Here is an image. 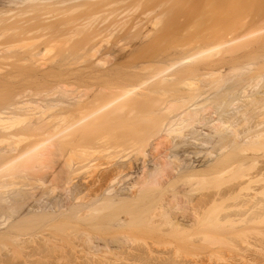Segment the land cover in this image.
I'll use <instances>...</instances> for the list:
<instances>
[{"label":"bare ground","instance_id":"6f19581e","mask_svg":"<svg viewBox=\"0 0 264 264\" xmlns=\"http://www.w3.org/2000/svg\"><path fill=\"white\" fill-rule=\"evenodd\" d=\"M0 144V264H264V0H0Z\"/></svg>","mask_w":264,"mask_h":264},{"label":"rangeland","instance_id":"374dc122","mask_svg":"<svg viewBox=\"0 0 264 264\" xmlns=\"http://www.w3.org/2000/svg\"><path fill=\"white\" fill-rule=\"evenodd\" d=\"M23 142H24V143H23ZM26 142H27V141H26ZM26 142H25V141H21V142H19V143H18L19 148H20V147L23 148L22 145L24 144L23 146H25V145H26ZM28 143H29V142H27V144H28ZM29 144H30V143H29ZM29 144H28V145H29ZM32 144H33V143H32ZM32 144H31V145H32ZM0 145H1V144H0ZM28 145H27V146H28ZM25 147H26V146H25ZM63 149H64V148H63ZM76 153L79 155L78 152H75L74 154H72V156L69 157L71 161H74V159L76 160V159L79 157ZM75 157H76V158H75ZM50 158H51V157H50ZM56 158H57V157H56ZM71 158H72V159H71ZM51 159H52V158H51ZM51 159H47V160L50 161ZM62 159H63V157H62ZM67 159H68V158H67ZM101 161H102V159H101ZM103 161H104V160H103ZM47 162H48V161H47ZM47 162H46V163H47ZM98 162H99V161H98ZM49 163H50V162H49ZM38 164H39V163H38ZM103 167H104V166H103ZM42 168H43V167H42ZM99 168H100V167H99ZM101 168H102V167H101ZM15 169H16V168H15ZM17 169L19 170V167H18ZM17 169H16L15 171L17 172V174L19 173L18 176H20V174H22V173L18 172ZM40 169H41V168H40ZM40 169H39V171H38V169H37L38 172H33V175L35 176V179H36L37 181H36V180H33V179H34V176L32 177V174L30 175L31 178H30V181H29V180H28V181H29L30 184H32V185H31L32 187H39V186L41 185V182H42V181L38 180V178L41 177V179H42V176H40V175H42V174L44 173V169H42L43 171H41ZM87 169H88V168H87ZM87 169H84V170H82V172H80V174H81V176H79L80 178L85 177V176H86L85 178H87V177H89V175L91 176V174H93V171L95 170L94 168H90V169H88V170H87ZM92 169H93V171L91 172L90 170H92ZM13 170H14V169H13ZM48 170H49V169H47V168L45 169V171H48ZM98 170H99V169H98ZM19 171H20V170H19ZM34 171H36V170H34ZM50 171H51V169H50L48 172H50ZM8 172H13V174H14V171H12V170H9ZM8 172H7V174H8ZM48 172H46V173L49 174ZM88 172H90V174H89ZM94 172L96 173V171H94ZM30 173H31V172H30ZM36 173H37V174H36ZM41 173H42V174H41ZM50 173H51V172H50ZM9 174H10V173H9ZM22 175L25 176L24 173H23ZM38 175H39L40 177H39ZM50 175H51V174H50ZM23 176H22V177H23ZM36 176H37V177H36ZM46 176H47V175L44 176V174H43V177H46ZM47 177H48V176H47ZM80 178H79V179H80ZM85 178H83V180H84ZM16 179H17L18 185H16L15 187L13 186L14 189H15L16 187H17V188L21 187L22 184L25 183V181H23L24 183H22V181H21L22 178H20V177H19V178H16ZM16 179H15V180H16ZM19 179H20V180H19ZM81 180H82V179H81ZM26 181H27V180H26ZM19 182H20V183H19ZM59 182H61V181H59ZM34 183H35V184H34ZM55 183H56V184H55ZM55 183H54V184L57 185V186H58V184H59L60 186H61V184H63V182H62L61 184L58 183V182H55ZM57 183H58V184H57ZM33 184H34V185H33ZM60 186L57 188V190H56L54 193L50 194L51 196H50V195H46L45 198H47V196H50V199H51V200H52V199L54 200V198H56L54 201L58 200V197H59V198H63L64 196L61 197V195H65V194H63V192H65V190L61 189L63 185H62L61 187H60ZM13 187H12V188H13ZM41 187H42V186H41ZM12 188H11V189H12ZM63 188H64V187H63ZM60 192H61V193H60ZM54 195H55V197H53ZM59 195H60V196H59ZM50 199L48 198L49 201H50ZM47 223H48V222H47ZM47 223H45V224L47 225ZM45 224H44V225H45ZM46 225H45V226H46ZM50 225H51V223H50V224L48 223L49 231L51 230V229H50ZM42 226H43V225H42ZM42 226H41V228H42ZM48 226H47L46 228H44V226H43V228H44V232H45V233H47L46 230H47ZM43 228H42V229L39 228V229H40L39 231L42 232V231H43ZM37 231H38V230H37ZM49 233H51V232H49ZM66 247H67V248H66ZM44 248H45V247H44ZM44 248H43V249H44ZM43 249H40V252H39V253H41V254L44 255V256H45V254H46V253H45V254L43 253L44 251H45V252H49V254L52 252L51 249H50L51 252L47 250V249H49V247H48L47 249L45 248L44 251H43ZM66 249H67V250H66ZM69 249H70V250H69ZM166 249H167V248H166ZM166 249H165V250H166ZM46 250H47V251H46ZM41 251H42V252H41ZM54 251L56 252V250H54ZM64 251H65V252H66V251L68 252L67 255L65 254L66 257L68 256L69 252H71V253H70V256H71L72 253H73V254H76V253L72 252V251H73L72 247H69L68 245H65V247H64L63 249H61V253H62V254L60 253V250L58 251L59 253L56 252V253L58 254L57 256L60 257L61 259L63 258V256H64V258H65ZM27 252H29V250H27ZM55 252H54V253H55ZM54 253H53V254H54ZM56 253H55V254H56ZM59 254H60L62 257H61ZM42 255H40V256H41V257H40V260H41V259H44V260L46 261V263H48L47 261L49 260L51 254L48 256V260H47V257H46V256H45L46 258H42V257H43ZM70 256H68V258H69ZM75 256H76V255H74V257H75ZM38 257H39V256H38ZM38 257H37V259H38ZM74 257H73V259H75ZM52 258H54V260H55V257H54L53 255H52ZM52 258H51V259H52ZM60 258H58V259H60ZM186 258H187L188 260H190V259H191V260H198V261H200V262H202V263H204V264H223V263H224L223 260L218 259V258H219L218 256H212V257H211V255H210V251H205V252H202V251H201V253H198L196 256H187ZM21 259H22V260H23V259L25 260L24 257H23V258L21 257ZM35 259H36V258H35ZM51 259H50V260H51ZM24 260H23V261H24ZM44 260H43V262H41V261H40V262H41L42 264H43V263L46 264ZM70 260H72V259L70 258ZM23 261H21V262H23ZM52 261H53V260H52ZM52 261H49L48 264H50ZM65 261L67 262V260H65ZM17 262L19 263V261H17ZM21 262H20L19 264H23V263H24V262H23V263H21ZM54 262H55V261H54ZM58 262H60V260H58ZM58 262H57V258H56V262H55L54 264H57ZM61 262L63 263L64 261L61 260ZM66 262H65V263H66ZM52 263H53V262H52ZM52 263H51V264H52ZM58 264H59V263H58Z\"/></svg>","mask_w":264,"mask_h":264}]
</instances>
